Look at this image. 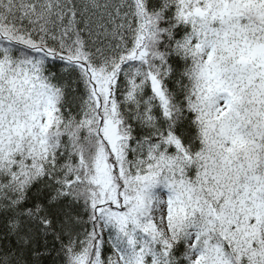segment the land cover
Here are the masks:
<instances>
[{
    "label": "snow or ice",
    "instance_id": "1",
    "mask_svg": "<svg viewBox=\"0 0 264 264\" xmlns=\"http://www.w3.org/2000/svg\"><path fill=\"white\" fill-rule=\"evenodd\" d=\"M0 264H264V0H0Z\"/></svg>",
    "mask_w": 264,
    "mask_h": 264
}]
</instances>
